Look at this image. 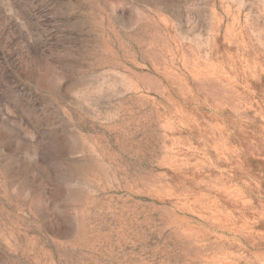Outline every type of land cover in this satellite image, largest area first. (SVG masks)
<instances>
[{"label": "rangeland", "instance_id": "obj_1", "mask_svg": "<svg viewBox=\"0 0 264 264\" xmlns=\"http://www.w3.org/2000/svg\"><path fill=\"white\" fill-rule=\"evenodd\" d=\"M0 264H264V0H0Z\"/></svg>", "mask_w": 264, "mask_h": 264}]
</instances>
